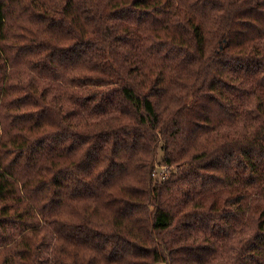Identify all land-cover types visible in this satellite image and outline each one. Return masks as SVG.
Listing matches in <instances>:
<instances>
[{"label": "trees", "instance_id": "16d2710c", "mask_svg": "<svg viewBox=\"0 0 264 264\" xmlns=\"http://www.w3.org/2000/svg\"><path fill=\"white\" fill-rule=\"evenodd\" d=\"M159 263L264 264V0H0V264Z\"/></svg>", "mask_w": 264, "mask_h": 264}, {"label": "rangeland", "instance_id": "374dc122", "mask_svg": "<svg viewBox=\"0 0 264 264\" xmlns=\"http://www.w3.org/2000/svg\"><path fill=\"white\" fill-rule=\"evenodd\" d=\"M160 164H163V163H158V166L156 167V170H157L156 177L157 178H160V177L162 178V175L165 173L167 168L169 169V167H166V166L160 165ZM170 169H172V168L170 167ZM159 264H165V263H159Z\"/></svg>", "mask_w": 264, "mask_h": 264}, {"label": "built area", "instance_id": "2783aa9c", "mask_svg": "<svg viewBox=\"0 0 264 264\" xmlns=\"http://www.w3.org/2000/svg\"><path fill=\"white\" fill-rule=\"evenodd\" d=\"M163 178V177H162Z\"/></svg>", "mask_w": 264, "mask_h": 264}]
</instances>
